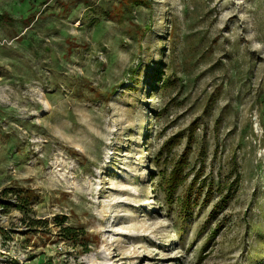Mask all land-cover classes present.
Listing matches in <instances>:
<instances>
[{
  "label": "rangeland",
  "instance_id": "374dc122",
  "mask_svg": "<svg viewBox=\"0 0 264 264\" xmlns=\"http://www.w3.org/2000/svg\"><path fill=\"white\" fill-rule=\"evenodd\" d=\"M5 257L264 264V0H0Z\"/></svg>",
  "mask_w": 264,
  "mask_h": 264
},
{
  "label": "trees",
  "instance_id": "16d2710c",
  "mask_svg": "<svg viewBox=\"0 0 264 264\" xmlns=\"http://www.w3.org/2000/svg\"><path fill=\"white\" fill-rule=\"evenodd\" d=\"M53 222L55 226L58 228L60 235L68 239H75L78 236L84 234L83 229L77 230L75 227L71 225H64V216H55L53 218Z\"/></svg>",
  "mask_w": 264,
  "mask_h": 264
},
{
  "label": "built area",
  "instance_id": "2783aa9c",
  "mask_svg": "<svg viewBox=\"0 0 264 264\" xmlns=\"http://www.w3.org/2000/svg\"><path fill=\"white\" fill-rule=\"evenodd\" d=\"M15 260L13 257H5L4 259L0 260V264H15ZM20 264V263H16Z\"/></svg>",
  "mask_w": 264,
  "mask_h": 264
}]
</instances>
